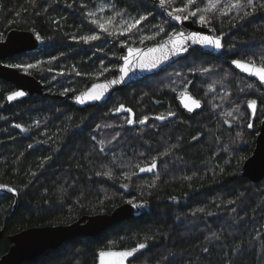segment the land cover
Wrapping results in <instances>:
<instances>
[{
	"label": "trees",
	"instance_id": "obj_1",
	"mask_svg": "<svg viewBox=\"0 0 264 264\" xmlns=\"http://www.w3.org/2000/svg\"><path fill=\"white\" fill-rule=\"evenodd\" d=\"M113 4L131 16L153 15L142 22L140 32L101 34L86 13L109 16ZM173 6L181 7L180 0ZM245 10L233 9L212 19L210 25L223 38L220 54L194 47L102 103L78 107L71 94L115 74L120 43L161 41L165 35L155 36L159 29L154 25L170 33L178 22L158 0H36L34 5L31 0H0V39L11 28L32 29L41 37L39 48L4 61L37 65L19 69L43 83L41 94L3 105L13 85L0 79V256L8 250L7 236L12 233L109 212L133 199L141 205L139 215L97 235L73 237L20 264H95L99 249L138 243L147 247L128 264H264V177L254 182L236 176L253 150L264 115V87L228 62L253 57L260 64L264 57V10L234 19ZM93 30L101 39L79 40ZM147 36L155 39L141 43ZM205 68L209 71L203 72ZM209 83L214 94L207 91ZM248 83L255 87L248 89ZM184 89L203 101L190 116L177 103ZM249 99L257 100L255 115L247 107ZM121 105L131 112L114 111ZM237 107L235 120L224 115ZM165 111L174 115L155 119ZM145 116V124L126 123V118L138 121ZM249 121L252 128L247 127ZM166 150L168 155L161 156ZM154 157L157 167L140 172L139 167L150 165Z\"/></svg>",
	"mask_w": 264,
	"mask_h": 264
},
{
	"label": "water",
	"instance_id": "obj_2",
	"mask_svg": "<svg viewBox=\"0 0 264 264\" xmlns=\"http://www.w3.org/2000/svg\"><path fill=\"white\" fill-rule=\"evenodd\" d=\"M176 30L185 31V32H200L204 35H220L217 33L216 29L212 25L201 26L199 23L190 19L188 21L178 22ZM40 34L32 29H23V28H11L6 32L4 37L0 39V79L9 81L12 83L13 88L6 92L3 96V105H9L19 100H24L34 94H41L43 92V83L36 78L33 74L23 71L19 68L6 67L5 65H11L6 63L4 60L12 55L22 53L28 50H34L41 46V37L39 40L36 39V36ZM165 38L158 42L146 43L133 45L128 43H120L117 47V60L118 64L115 68V74L107 78L98 79L92 81L88 86L82 90L71 94V102L73 105L78 107H83L86 105H92L97 103H102L110 95L116 91L121 90L129 83L141 79L145 76L156 73L165 65L172 63L173 61L185 56L191 49L198 47L201 51L218 55L222 52L223 47L219 50L210 48V47H201L200 45H192L187 53H181L178 56L170 57L168 60L163 61L157 67L149 70H141L138 67H134L128 74L125 79L119 84H109L110 81L118 79L121 73L119 72V67L124 64L122 57L128 56V48L140 49L139 55L145 61L151 60L154 57L158 56L159 53H149L148 48H153L157 43L162 42ZM223 45V38H222ZM234 59H241L240 57H233L228 60L231 67H233L240 74L255 79L258 83L260 81L257 77L250 75L247 72L242 71L232 64ZM244 59V58H243ZM246 62L248 60L244 59ZM257 64V63H256ZM259 65V64H257ZM104 85L107 87V91L104 96L98 101H86L81 104L76 101L75 97L81 93H86L89 89H92L93 85ZM263 87L264 84L260 83ZM15 91H23L25 93L22 97H17L14 100L9 101L7 96ZM94 91H99V89H94ZM61 96V95H58ZM192 99L198 100L200 102L199 108H194L193 111H188L185 108V104L191 106ZM177 103L181 110L187 116H190L192 113L200 110L203 106V101L200 98L194 96L188 89L181 90L177 95ZM139 124V123H138ZM150 165L144 166L147 168ZM146 172V171H145ZM236 176L245 177L251 181H259L264 177V115L260 121L259 130L255 137V143L253 150L250 155H248L242 162L240 168L236 172ZM134 204H137V201L133 199ZM126 200L118 205H116L109 212L94 213V214H84L79 216L74 221H71L66 224H56V225H40V226H31L15 233L8 235L10 240V246L8 250L0 256V264H20L26 260H31L39 256L47 249L57 248L64 241L70 240L73 237L78 235L83 236H94L99 234L101 231L105 230L110 225L117 223L119 221L135 217L141 213L140 207H132L128 204ZM2 235V229H0V237ZM135 247V246H134ZM129 248H105L99 249L96 255L95 264H99L98 261V252L99 251H111V252H120L123 250H130ZM132 258V257H131ZM131 258L125 261V264H128ZM106 264H118L119 257L112 256L106 257Z\"/></svg>",
	"mask_w": 264,
	"mask_h": 264
},
{
	"label": "snow or ice",
	"instance_id": "obj_3",
	"mask_svg": "<svg viewBox=\"0 0 264 264\" xmlns=\"http://www.w3.org/2000/svg\"><path fill=\"white\" fill-rule=\"evenodd\" d=\"M176 0H158L159 7L163 9L168 17H170L172 20L176 22H183L188 21L192 18H196V21L201 26H208L212 19L214 18L215 14L226 16L229 12H232L233 9L242 10L247 9L243 12V16L236 17L234 19H246L247 17L253 15L255 11L264 10V0H228L227 3H222V0H180L181 7H175L173 6L175 4ZM31 3L34 5L36 3V0H31ZM202 5V6H201ZM105 7L107 5L98 8V11L103 12L105 10ZM111 9L113 14L109 16H97L96 11H88L86 13V17L90 20V23L95 25L99 28L101 34H107L108 36H113L114 32L118 35H125L126 33H133V32H140L141 24L144 21H147L150 16L153 15L152 12H147L146 14H138L137 16H131L128 13H124L122 10H119L116 8V5H111ZM19 13H17V16L19 17ZM117 17H120L119 20V30L115 28V22L117 20ZM154 27H158V32L155 34V36H159L161 33H164L166 39H164L162 42H159L156 44L153 48H148L147 51L149 53H156L158 52L159 55L154 57L151 60L145 61L141 56L139 55L140 49L128 48L129 55L122 57L124 60V64L119 67V72L121 75L118 79H114L109 82V84L115 85L121 83L125 77L128 76L129 72L134 68L138 67L141 70H151L155 67H157L160 63H162L165 60H168L170 57L178 56L181 53H187L189 49L192 47V45H200L201 47H210L216 50H219L223 47L222 45V36L221 35H204L200 32H185V31H178L176 29H173L172 32L168 33L165 32V29L163 26H157L154 25ZM155 36H147L143 37L141 39V43L144 42L145 39L152 40L155 39ZM75 38V37H74ZM36 39L39 40L40 36L37 35ZM101 39V35L97 34L96 31H92L89 35H83L79 37V40L84 43H89L91 41H96ZM53 60H55V57H52ZM51 62V61H49ZM232 64L235 65L237 68L241 69L244 72L249 73L250 75H253L258 78L260 83L264 84V57H262L261 62L259 65L256 64L253 57L248 58V62H246L243 58L241 59H234L232 61ZM6 67H12V68H24L32 69L36 67L37 65L34 64H12V65H5ZM104 71H108V69H104ZM203 72L209 71L208 69H202ZM77 75H80L81 73L77 72ZM211 87V86H209ZM248 89H253L255 87L254 84L248 83L246 85ZM99 89V91H94V89ZM69 89H65L64 92L67 93ZM107 91V87L104 85H93L92 89H89L86 93H81L80 95H77L75 97L76 101L83 104L86 101H98L100 100L105 92ZM25 93L23 91H15L12 92L10 95L7 96V99L9 101L14 100L17 97L24 96ZM185 108L188 109V111H193L194 108L200 107V102L198 100L192 99L191 106L189 104L184 105ZM256 106H257V100L256 99H249L247 101V107L251 110L252 114L255 115L256 112ZM215 107V106H214ZM121 110L131 112L130 109H124L123 105L120 106V108L115 109L114 111L120 112ZM234 111H239V108L233 109V111H228L224 115L228 117H232L233 120L236 119V117L233 115ZM174 113L169 112L167 116H173ZM149 117L145 116L142 119H139L138 121H134L132 118H126V123L129 125H132L134 122L139 124H145L148 121ZM157 120H165L167 117L165 115H158L155 117ZM225 123H228L227 120L224 121ZM17 128H21V125L17 124ZM100 125H97V128H99ZM106 127H111V125H106ZM248 128L253 127V123L251 121L247 124ZM22 131L24 129H21ZM119 135V133H117ZM236 136L239 138L242 136L241 132H237ZM115 138V137H114ZM95 139V137H93ZM193 139H197V137H193ZM101 145L104 144V141H99ZM31 147V145H29ZM173 148L176 147V145L172 146ZM101 152L104 151V148L101 147ZM161 156L168 155V150L165 152L160 153ZM50 159V157L46 158ZM139 167V166H137ZM157 167V161L154 157L152 159V162L150 166L147 168L145 167H139L140 172L144 171H152ZM105 176H111V172H105L103 173ZM97 175H100V173H97ZM132 175H135V173H132ZM130 178V177H126ZM0 187H4V185H0ZM124 187H127V185H124ZM9 191H12V189H9ZM128 204L132 205V207H141V205L134 204L132 200L127 201ZM198 211L203 212V209H199ZM213 235H216L213 233ZM147 239H151V237H148ZM147 245L145 243H138L135 247H132L130 250H123L120 252H111V251H99L98 252V261L99 264H106V257H112L117 256L119 257L118 264H125V261L128 260V258L134 257L140 250L145 249ZM205 252L208 251L207 248L204 249Z\"/></svg>",
	"mask_w": 264,
	"mask_h": 264
},
{
	"label": "rangeland",
	"instance_id": "obj_4",
	"mask_svg": "<svg viewBox=\"0 0 264 264\" xmlns=\"http://www.w3.org/2000/svg\"><path fill=\"white\" fill-rule=\"evenodd\" d=\"M176 67H177V65H176V66H173L169 71L175 69ZM169 71H168V72H165V73H169ZM209 86H210V83L206 85L208 93H209V94H214V91H213L212 88L209 87ZM162 113H163V115H165L166 117H171V116H167V114L169 113L168 111H165V112H162ZM160 121H161V120H160Z\"/></svg>",
	"mask_w": 264,
	"mask_h": 264
},
{
	"label": "bare ground",
	"instance_id": "obj_5",
	"mask_svg": "<svg viewBox=\"0 0 264 264\" xmlns=\"http://www.w3.org/2000/svg\"><path fill=\"white\" fill-rule=\"evenodd\" d=\"M264 226V225H263Z\"/></svg>",
	"mask_w": 264,
	"mask_h": 264
}]
</instances>
